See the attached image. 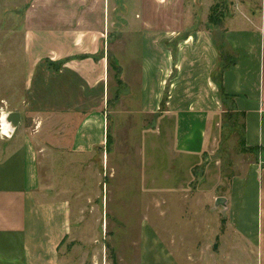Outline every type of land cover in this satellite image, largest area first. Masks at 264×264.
<instances>
[{"label": "crops", "instance_id": "0c3cea01", "mask_svg": "<svg viewBox=\"0 0 264 264\" xmlns=\"http://www.w3.org/2000/svg\"><path fill=\"white\" fill-rule=\"evenodd\" d=\"M48 3L25 14L24 97L9 111L20 123L0 137V264H264V168L195 172L219 150L225 102L242 117L245 147L264 149V0H77L79 14H45ZM215 9L221 27L209 29ZM108 14H121L125 51L117 113L149 122L113 134ZM213 32L237 58L221 90ZM133 179L137 195L124 199ZM124 226L136 228L135 252L108 259L107 238Z\"/></svg>", "mask_w": 264, "mask_h": 264}, {"label": "rangeland", "instance_id": "374dc122", "mask_svg": "<svg viewBox=\"0 0 264 264\" xmlns=\"http://www.w3.org/2000/svg\"><path fill=\"white\" fill-rule=\"evenodd\" d=\"M49 0V6L45 14H79L80 9L74 11V4L77 0ZM59 2L64 3L60 6ZM35 0H0V111L1 110H14L19 107L22 103V98L24 97V78L22 77V72L20 68V60L22 59L21 47L23 43V32L22 28L25 26L24 18L25 14H33L31 18H34L35 11ZM46 6V3H45ZM78 7L79 4H76ZM222 11L215 9V11L209 16H213L212 20L209 21V29L220 28ZM127 15V14H126ZM109 19V31L108 35V57H109V66H108V85H109V99L112 101L109 109V118L111 123V133L113 134V129L115 124H127L133 128L140 129L145 127L149 122L144 120L141 122L137 117L129 118L120 116L117 113V108L114 101L115 92L117 90L116 80L118 68L115 67V58L121 57L125 54L124 48L121 45H118L117 42L121 41V34L116 33L115 23L121 18V14H108ZM64 22V19H61ZM76 21L87 22L88 20H75L72 19L71 23ZM98 22L99 20H92ZM213 23H217L214 25ZM35 26L34 21L29 22L27 27ZM70 26V25H66ZM73 24H71V27ZM126 39L123 40L125 42ZM137 46V44H136ZM120 47V48H118ZM136 53V51L134 52ZM221 55V53H220ZM222 59V57H220ZM221 64V61H220ZM116 69V70H115ZM220 65L217 67L216 72L220 73ZM213 76H218L217 74ZM23 93V95L21 94ZM22 95V96H21ZM222 96V94H221ZM224 103V102H223ZM225 104V113L220 119L221 130H220V146L219 150L213 157H206L203 160L201 165H198L195 169V172H200L205 169V164L216 162V166L219 171H221L224 176L229 177L232 173L244 174L245 172H250L253 170L252 164L256 165L258 163L261 167L264 168V149L260 148H247L244 145L243 141V129H242V117L240 115L233 114V109L229 103ZM18 109V108H17ZM20 109V108H19ZM149 126V125H148ZM124 134V132H123ZM121 134L120 138L125 140L128 137L124 134ZM136 151L133 150L132 159L136 161L137 158ZM129 154V153H128ZM131 155V154H130ZM154 162L155 169L159 170L163 168V155L161 151L156 150L154 152ZM251 163V164H250ZM249 164V165H248ZM136 165V164H135ZM49 166V165H48ZM46 169V168H44ZM43 169V170H44ZM135 170V168H134ZM196 176V175H195ZM224 183H227V180H223ZM139 180L133 179L131 184L128 186L127 190L122 194L124 199H131L136 197V189L141 186L138 185ZM160 183H163L162 180H159ZM173 186L172 183L168 184ZM133 195V196H132ZM122 197V198H123ZM142 214V213H141ZM129 218V217H128ZM124 222L127 221V212H124L123 216ZM253 225L250 227V230L254 229L256 222V209L252 207V214L250 217ZM136 220V218H135ZM117 236L115 243L110 241L111 239L107 238L106 255L108 259H113L115 257V251L118 253L121 252H135V243L136 242V228L127 226L117 228ZM116 228L111 225L107 226V234L110 235L114 233ZM109 237V236H108ZM131 241V243H129ZM192 242V241H191ZM190 242V243H191ZM104 243V242H103ZM102 243V244H103ZM114 245V247H113ZM194 247V244H191ZM91 247V246H89ZM135 259V258H130ZM126 260V258H125ZM111 261V260H110Z\"/></svg>", "mask_w": 264, "mask_h": 264}, {"label": "trees", "instance_id": "16d2710c", "mask_svg": "<svg viewBox=\"0 0 264 264\" xmlns=\"http://www.w3.org/2000/svg\"><path fill=\"white\" fill-rule=\"evenodd\" d=\"M213 17V16H212ZM211 16L209 17V21L212 20ZM220 19V18H219ZM214 25H217V23H213ZM213 37H214V42L217 45V47H219L220 49V53H221V64H220V73L217 71L215 73V75L217 74L218 76H213L214 82L215 84L219 87V89L221 90V79H222V74L224 71H226L227 69H229L230 67H232L235 63H236V54L233 53L227 46V44H225L223 42V36L222 34H218L217 32H213ZM85 57H89V56H82L80 58H85ZM116 67V66H115ZM116 70V69H115ZM221 93V91H220ZM222 94V93H221ZM225 95V94H224Z\"/></svg>", "mask_w": 264, "mask_h": 264}, {"label": "clouds", "instance_id": "9594fccd", "mask_svg": "<svg viewBox=\"0 0 264 264\" xmlns=\"http://www.w3.org/2000/svg\"><path fill=\"white\" fill-rule=\"evenodd\" d=\"M9 113H0V134L8 136L11 132L15 131V128L8 121Z\"/></svg>", "mask_w": 264, "mask_h": 264}, {"label": "water", "instance_id": "95a60500", "mask_svg": "<svg viewBox=\"0 0 264 264\" xmlns=\"http://www.w3.org/2000/svg\"><path fill=\"white\" fill-rule=\"evenodd\" d=\"M8 121L12 123L14 127H18L20 123V114L18 112H10L8 115ZM224 202L223 199H218L216 204H222Z\"/></svg>", "mask_w": 264, "mask_h": 264}, {"label": "built area", "instance_id": "2783aa9c", "mask_svg": "<svg viewBox=\"0 0 264 264\" xmlns=\"http://www.w3.org/2000/svg\"><path fill=\"white\" fill-rule=\"evenodd\" d=\"M4 112H6V113H10L9 111H5V110H1L0 111V113H4ZM11 123V122H10ZM11 125H12V123H11ZM13 126V125H12ZM14 127V126H13ZM15 128V131L14 132H11L8 136H4V135H2V134H0V137L1 138H3V139H11L14 135H15V133H16V127H14Z\"/></svg>", "mask_w": 264, "mask_h": 264}]
</instances>
